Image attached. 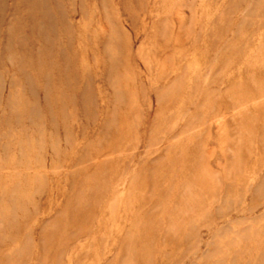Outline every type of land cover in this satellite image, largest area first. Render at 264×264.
I'll use <instances>...</instances> for the list:
<instances>
[{"label": "rangeland", "instance_id": "rangeland-1", "mask_svg": "<svg viewBox=\"0 0 264 264\" xmlns=\"http://www.w3.org/2000/svg\"><path fill=\"white\" fill-rule=\"evenodd\" d=\"M0 264H264V0H0Z\"/></svg>", "mask_w": 264, "mask_h": 264}, {"label": "bare ground", "instance_id": "bare-ground-1", "mask_svg": "<svg viewBox=\"0 0 264 264\" xmlns=\"http://www.w3.org/2000/svg\"><path fill=\"white\" fill-rule=\"evenodd\" d=\"M57 4H59V3H57ZM25 22V21H24ZM44 24V23H43ZM37 25V24H36ZM46 25V24H45ZM53 31H54V29H53ZM32 32V31H31Z\"/></svg>", "mask_w": 264, "mask_h": 264}]
</instances>
